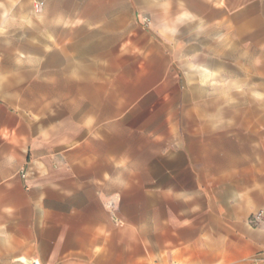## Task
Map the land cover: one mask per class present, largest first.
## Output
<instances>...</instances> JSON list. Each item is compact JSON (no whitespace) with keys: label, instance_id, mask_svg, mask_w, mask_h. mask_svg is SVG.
I'll list each match as a JSON object with an SVG mask.
<instances>
[{"label":"crops","instance_id":"obj_1","mask_svg":"<svg viewBox=\"0 0 264 264\" xmlns=\"http://www.w3.org/2000/svg\"><path fill=\"white\" fill-rule=\"evenodd\" d=\"M190 1L234 13L262 0ZM43 18L42 69L35 27H0L27 34L12 46L27 58H0V264H264L260 172L197 165L194 134L149 121L147 74L117 90L84 56L80 13Z\"/></svg>","mask_w":264,"mask_h":264},{"label":"rangeland","instance_id":"obj_2","mask_svg":"<svg viewBox=\"0 0 264 264\" xmlns=\"http://www.w3.org/2000/svg\"><path fill=\"white\" fill-rule=\"evenodd\" d=\"M3 1L0 27H35L37 67L44 13H80L85 45L92 43L85 58H97L117 90L136 93V75L147 74L149 121L178 122L194 134L197 165L264 177V0L234 13L190 0H17L3 13ZM1 29L2 67L12 70L14 56L27 58L12 50L27 45V34Z\"/></svg>","mask_w":264,"mask_h":264},{"label":"built area","instance_id":"obj_3","mask_svg":"<svg viewBox=\"0 0 264 264\" xmlns=\"http://www.w3.org/2000/svg\"><path fill=\"white\" fill-rule=\"evenodd\" d=\"M25 177V171L24 169L21 171V178H24ZM263 216V213L262 212H258V213H255L251 216L250 218V223L251 224H256ZM29 264H41L39 263L38 261H32L31 263Z\"/></svg>","mask_w":264,"mask_h":264}]
</instances>
